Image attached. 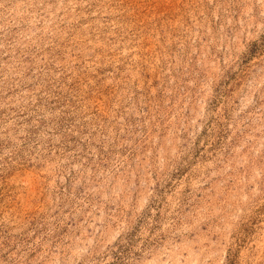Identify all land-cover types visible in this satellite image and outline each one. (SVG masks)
Wrapping results in <instances>:
<instances>
[{"label":"rangeland","instance_id":"374dc122","mask_svg":"<svg viewBox=\"0 0 264 264\" xmlns=\"http://www.w3.org/2000/svg\"><path fill=\"white\" fill-rule=\"evenodd\" d=\"M0 264H264V0H0Z\"/></svg>","mask_w":264,"mask_h":264}]
</instances>
